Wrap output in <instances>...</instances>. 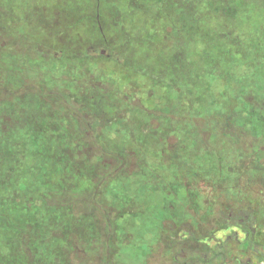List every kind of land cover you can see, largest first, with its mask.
Masks as SVG:
<instances>
[{"label": "rangeland", "instance_id": "374dc122", "mask_svg": "<svg viewBox=\"0 0 264 264\" xmlns=\"http://www.w3.org/2000/svg\"><path fill=\"white\" fill-rule=\"evenodd\" d=\"M117 1L0 0V264H170L195 172L264 133V0Z\"/></svg>", "mask_w": 264, "mask_h": 264}, {"label": "flooded vegetation", "instance_id": "af4514ba", "mask_svg": "<svg viewBox=\"0 0 264 264\" xmlns=\"http://www.w3.org/2000/svg\"><path fill=\"white\" fill-rule=\"evenodd\" d=\"M3 27L4 30L0 34V52H3L10 42L8 28L6 26ZM40 48L42 47L38 43L36 52L38 51L45 57L49 56V58L54 59V53L51 50H46L45 52ZM56 74L60 75L62 79L65 76L64 72L61 73V69L59 68L56 70ZM36 84L39 90L46 91L45 94L47 96V90L50 88L68 90V87L64 86L60 88L56 86L45 88L40 83ZM54 94L60 96V100L66 106L64 110L71 113V115L75 116V113L79 112L84 115V119L89 115L91 118L90 131L93 132L96 128L95 121H93L90 113H86L88 111L85 105V96L76 100L67 95L62 97L60 92ZM46 100L52 101V98H46ZM51 104L53 105V103ZM220 133L222 135L220 137L225 136L224 140L226 141L229 138V142L233 145L231 136L229 137L223 132ZM206 137L208 139L209 134ZM255 143L254 146L250 145V149L245 148V150L238 149L235 146L237 150L234 155L223 152L222 147H217L215 150L220 155L218 172H214L206 178L195 172V178L191 179L193 182L191 185L197 190V195L202 197V206L197 212L200 218L205 219L201 220L198 218L194 223H192L193 221H187V223L179 225L178 233L180 234L178 238H175V241L170 240L169 245L166 247V252L172 254L170 257L172 262L170 264L181 263L182 260H179V255L182 256L181 252L188 250L184 247L185 244L190 248L191 254L189 260H191L192 264H258L260 261H264L263 132L259 137L256 136ZM224 159L228 161L225 165L228 172L231 169L237 170L236 176L230 181H227L230 174L224 171L225 168L222 164ZM249 165L255 172L248 176L246 170ZM226 188L233 189L235 193L231 195L223 194L222 192ZM206 206L208 207L206 208ZM184 224L185 227H183ZM182 227L188 228L184 232L185 235L181 233ZM229 240L233 241L230 242ZM64 253L70 256L71 251L70 249H64ZM162 253L161 251L156 256L158 259L164 261L166 257H163Z\"/></svg>", "mask_w": 264, "mask_h": 264}, {"label": "trees", "instance_id": "16d2710c", "mask_svg": "<svg viewBox=\"0 0 264 264\" xmlns=\"http://www.w3.org/2000/svg\"><path fill=\"white\" fill-rule=\"evenodd\" d=\"M100 2H105V3H108L110 1L114 2L115 3V0H99ZM119 1V0H118ZM116 2V5L119 6V2ZM166 1V0H165ZM213 1V0H212ZM216 2V5L217 7L219 8L220 11L224 12V14L227 16V17H233L236 13V9H235V6L232 4V1L233 0H214ZM240 1V0H239ZM238 1V2H239ZM168 4H170V2H167ZM165 7V6H164ZM180 7V6H179ZM173 8L174 12L177 13L178 15V18H183L185 16H190V12L187 13V12H183L182 10H184V8ZM189 7L192 9V6L191 4L189 5ZM114 9L118 8V7H113ZM189 9V8H188ZM113 10V9H112ZM167 15H171V13H169L168 11L166 12ZM237 14V13H236ZM201 17V14L200 16ZM179 30V29H178ZM129 64V61L127 63V65Z\"/></svg>", "mask_w": 264, "mask_h": 264}, {"label": "crops", "instance_id": "0c3cea01", "mask_svg": "<svg viewBox=\"0 0 264 264\" xmlns=\"http://www.w3.org/2000/svg\"><path fill=\"white\" fill-rule=\"evenodd\" d=\"M183 223H187V221L182 222L181 224H183ZM184 225H185V224H184ZM183 227H185V226H183ZM183 227H182V230H181V233H182V234L185 232ZM186 227H187V226H186ZM180 264H184V263L181 261ZM228 264H230V263H228ZM258 264H264V261H260V263H258Z\"/></svg>", "mask_w": 264, "mask_h": 264}]
</instances>
